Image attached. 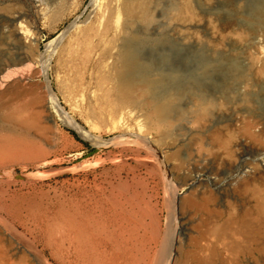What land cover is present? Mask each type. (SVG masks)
I'll list each match as a JSON object with an SVG mask.
<instances>
[{"label":"rangeland","instance_id":"rangeland-1","mask_svg":"<svg viewBox=\"0 0 264 264\" xmlns=\"http://www.w3.org/2000/svg\"><path fill=\"white\" fill-rule=\"evenodd\" d=\"M142 1L0 0V264H264V0ZM135 29L170 119L109 90Z\"/></svg>","mask_w":264,"mask_h":264},{"label":"bare ground","instance_id":"bare-ground-1","mask_svg":"<svg viewBox=\"0 0 264 264\" xmlns=\"http://www.w3.org/2000/svg\"><path fill=\"white\" fill-rule=\"evenodd\" d=\"M126 1H128V2H125V3H127L126 8L124 7L125 8L124 10H126L125 12L129 15V17L131 18V20L133 22H137V17H136L137 15H135V12H134L135 7L132 4H135V2L138 0H126ZM143 1H142V3H143ZM145 1H148V0H145ZM146 4H147V2H146ZM146 4H144L143 9L142 8L141 9L143 10V13L145 14V16L147 18H151L150 11L148 10V7L146 6ZM124 6H125V4H124ZM263 11H264V9H263ZM263 11H262V13H263ZM255 14L258 15V13H255ZM259 15H260V13H259ZM254 19H255V17H254ZM255 20H258V19H255ZM155 28H156V26L154 27V29ZM122 35H123L122 41H121V44L119 46V51L117 53V62H116L117 72H116V69H114V72H116V77H115L116 81H115L114 86H113L114 88L109 89V90L110 91L114 90L118 93V98H119L120 104L122 105V109H124L127 106H131V105L136 107L138 104V100L130 94L132 91V88L134 86L135 87L145 86L146 90L158 89L157 90L158 92H156V91L152 92V94L149 96V98L147 100H145L144 106H146L148 108L147 110H149V113L152 117L154 116L156 119H158V122H161L163 120L168 119L173 114V112L176 110L175 105L170 101L171 99L169 100V98H168L169 97V95H168L169 89L167 87L168 78L162 77L158 80H153L150 77L151 66L149 64H147L142 58L141 44L143 41H142V38L139 36L137 29L132 30L131 32H126L125 34H122ZM53 40H55V39H53ZM53 40L48 42L47 45H50V43L53 42ZM177 84H178V82H177ZM177 88H179V86H177ZM51 99L55 104L54 106H56V108H58L57 112L59 111L58 113H60V115L67 121V123L72 125L74 127V129H76L82 136H85V135L87 136L88 133H86L85 129L77 121H75L73 116H71L69 114V112H66L67 110L65 111L64 108L59 106V102H58L56 94H53ZM106 99H107V97H106ZM132 111H133L132 108H131V110H128L127 112H124L122 110L118 115L120 117V120H121V117H123L124 115L131 114ZM87 138H88V136H87ZM93 237L96 240V245L98 246V248L102 245L103 242H105L103 237H101V235L96 236L94 234ZM22 239H25V238H22ZM25 241H27V240H25ZM28 242H26V243H28ZM28 244H32V243H28ZM25 245H27V244H25ZM29 251H33L34 252L33 254L40 256V258L43 255L41 253V251L39 249H37L36 247H33L32 250H29ZM102 251L104 253H105V251L107 252V250L105 248H103ZM172 254L173 253L171 251V254H169L170 257H169L167 264H170V263L175 264L176 259L174 260V257L172 256ZM168 256H167V259H168ZM40 260H42V258ZM2 264H5V263H2ZM45 264H47V263L45 262Z\"/></svg>","mask_w":264,"mask_h":264},{"label":"trees","instance_id":"trees-1","mask_svg":"<svg viewBox=\"0 0 264 264\" xmlns=\"http://www.w3.org/2000/svg\"><path fill=\"white\" fill-rule=\"evenodd\" d=\"M71 132L73 133V135H74L77 139L81 140V141H82L83 143H85L86 145H89V143H88L87 141L83 140V139L78 135L77 132H75L74 130H71Z\"/></svg>","mask_w":264,"mask_h":264},{"label":"water","instance_id":"water-1","mask_svg":"<svg viewBox=\"0 0 264 264\" xmlns=\"http://www.w3.org/2000/svg\"><path fill=\"white\" fill-rule=\"evenodd\" d=\"M79 134V133H78ZM95 151L97 152L98 151V148L95 146V148H93L89 153H88V155H92V154H94L95 153ZM2 172L0 171V174H1Z\"/></svg>","mask_w":264,"mask_h":264}]
</instances>
